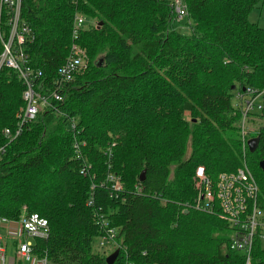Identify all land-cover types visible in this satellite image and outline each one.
Instances as JSON below:
<instances>
[{
    "label": "trees",
    "instance_id": "16d2710c",
    "mask_svg": "<svg viewBox=\"0 0 264 264\" xmlns=\"http://www.w3.org/2000/svg\"><path fill=\"white\" fill-rule=\"evenodd\" d=\"M263 1L184 0L187 15L177 20L170 0H21L19 23L29 28L21 48L41 73L40 94L69 54L74 14L89 21L77 40L85 70L11 142L1 131L16 127L24 84L16 70L0 67V216L48 221L47 238L34 239L37 256L107 264L109 253L95 248L105 221L117 230L113 264H244V254L230 249V222L191 207L185 213L184 205L194 201L197 165L215 178L244 159L263 217L264 95L253 112L263 123L245 143L233 103L236 92L264 89V28L248 19ZM9 18L0 7V55ZM110 173L122 183L115 194ZM262 232L250 264H264Z\"/></svg>",
    "mask_w": 264,
    "mask_h": 264
},
{
    "label": "built area",
    "instance_id": "2783aa9c",
    "mask_svg": "<svg viewBox=\"0 0 264 264\" xmlns=\"http://www.w3.org/2000/svg\"><path fill=\"white\" fill-rule=\"evenodd\" d=\"M177 20L187 15L184 0H170ZM21 0H0V7L8 9L10 37L4 44L0 55V67L5 65L17 71L18 77L24 84L22 92L23 106L16 114V127L12 130L4 128L1 131L6 141L11 142L20 135L24 126L35 119L39 107L49 105V99L62 100V90L73 78L85 70L87 65L86 53L78 45L77 40L82 29L88 24V19L76 12L72 23V41L69 54L65 62L58 68L49 91L40 94L36 87H41L37 81L40 71L28 65V57L21 45L29 35V28L19 23ZM16 42V48L13 46ZM243 119L253 115L255 110L261 109V97L264 89L246 88L243 93L236 92ZM237 99V98H236ZM74 129V123L70 125ZM244 141V138H242ZM77 147V145L75 144ZM4 146H0V157ZM83 174L86 171L81 170ZM107 182L112 193L122 190V183L118 175L108 174ZM195 199L192 204L184 205V210L191 207L197 211L215 214L234 227L230 249L242 252L245 256L244 264L251 263V246L258 227L263 228L260 238L264 239V221L262 211L258 206V186L252 173L247 167H241L233 173H219L214 179L210 178L203 167H198L193 182ZM135 192L141 194V186H135ZM92 204L90 198L87 205ZM99 223V222H98ZM103 234L97 240L101 249L107 245H115L117 230L105 221L100 222ZM49 234L48 221L36 213L22 214L18 219L0 216V264H48L46 257H39L35 253L34 239H46Z\"/></svg>",
    "mask_w": 264,
    "mask_h": 264
},
{
    "label": "rangeland",
    "instance_id": "374dc122",
    "mask_svg": "<svg viewBox=\"0 0 264 264\" xmlns=\"http://www.w3.org/2000/svg\"><path fill=\"white\" fill-rule=\"evenodd\" d=\"M249 21L250 22H253V23H256L258 26L264 28V1L259 3L249 14V17H248ZM178 22V21H176ZM90 23L91 25H95L96 24V20L95 19H92L90 20ZM180 32L182 33H186L188 34L189 33V30L187 27H181L179 29ZM237 98V99H236ZM234 107H240L239 105V102H238V97L236 95V93H234ZM254 112L258 113L257 110H255ZM251 117H254L252 114H251ZM249 119V117H247L246 119H243V116H242V111L240 109V119H239V124H238V127H239V130H240V135L242 138L246 139L245 141H243L244 143L247 142V135L250 136L252 135L253 133L257 132V129L260 127V125L263 123L262 121H260V119L258 118H255V119H252L249 123H246L247 120ZM243 147H244V144H243ZM188 155V153H187ZM198 167H203L205 169V166L204 165H197L195 170H194V174L192 176V185H193V182H194V178H195V172L197 170ZM241 167H247V169H249V167L247 166L245 160L243 159L242 161V165L239 166L237 169L241 168ZM236 169V170H237ZM250 171V169H249ZM206 172V170H205ZM234 172V171H233ZM233 172H225V173H233ZM251 172V171H250ZM221 173V172H220ZM207 174V173H206ZM208 175V174H207ZM218 175V174H217ZM216 175V176H217ZM209 176V175H208ZM253 176V174H252ZM255 176V175H254ZM253 176V177H254ZM210 177V176H209ZM212 178V177H210ZM214 179V178H212ZM255 179V178H254ZM258 186V185H257ZM194 189V188H193ZM195 191V190H194ZM196 195V193H195ZM195 199V197H194ZM262 219L264 220V213H263V217ZM116 246V247H115ZM97 250L101 251V250H105V253H109L111 254L114 250H118V246L115 244V245H107L105 246L103 249H101L98 245V243L96 244V247H95ZM112 251V252H111ZM108 254V255H109ZM6 264H10L7 260Z\"/></svg>",
    "mask_w": 264,
    "mask_h": 264
},
{
    "label": "water",
    "instance_id": "95a60500",
    "mask_svg": "<svg viewBox=\"0 0 264 264\" xmlns=\"http://www.w3.org/2000/svg\"><path fill=\"white\" fill-rule=\"evenodd\" d=\"M257 139L255 140H249L248 141V145H249V148L252 149L253 146L255 145V142H256ZM259 166L260 168L264 171V161H260L259 163ZM145 171H142L139 175V180L140 181H143L144 178H145ZM185 213L187 212V210L184 211ZM118 253L119 251L116 249L114 250L111 254H109L106 258H105V261L107 264H113V262L115 261V259L117 258L118 256Z\"/></svg>",
    "mask_w": 264,
    "mask_h": 264
},
{
    "label": "bare ground",
    "instance_id": "6f19581e",
    "mask_svg": "<svg viewBox=\"0 0 264 264\" xmlns=\"http://www.w3.org/2000/svg\"><path fill=\"white\" fill-rule=\"evenodd\" d=\"M30 123V122H29Z\"/></svg>",
    "mask_w": 264,
    "mask_h": 264
}]
</instances>
